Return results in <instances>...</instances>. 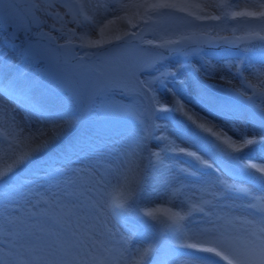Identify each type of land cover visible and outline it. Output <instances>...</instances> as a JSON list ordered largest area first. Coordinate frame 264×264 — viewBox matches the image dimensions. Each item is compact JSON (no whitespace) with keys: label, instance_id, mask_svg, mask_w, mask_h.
Listing matches in <instances>:
<instances>
[{"label":"snow or ice","instance_id":"obj_1","mask_svg":"<svg viewBox=\"0 0 264 264\" xmlns=\"http://www.w3.org/2000/svg\"><path fill=\"white\" fill-rule=\"evenodd\" d=\"M0 264H264V0H0Z\"/></svg>","mask_w":264,"mask_h":264},{"label":"rangeland","instance_id":"obj_2","mask_svg":"<svg viewBox=\"0 0 264 264\" xmlns=\"http://www.w3.org/2000/svg\"><path fill=\"white\" fill-rule=\"evenodd\" d=\"M34 2H39V0H34ZM22 3H23V0H22ZM62 11V10H61ZM48 24H51V23H53V21L51 20V19H48ZM233 26H235V25H232V26H230V27H233ZM57 27H59V24H57ZM235 27H238V30H237V32H236V35H242L243 34V28L242 27H239V26H235ZM48 29L47 28H45V31H47ZM220 35H222V36H228V37H231L232 35H233V33L231 32V31H227V32H221V33H219ZM53 35H56V33H53ZM212 51H219V49H217V48H214V49H212ZM214 63V62H213ZM233 71H235V69H233ZM247 74V73H246ZM227 79L228 80H232V84L234 85V86H239V81L238 80H236V79H233L231 76H227ZM217 82H220V81H217ZM221 83H223V82H221ZM179 86V85H178ZM125 103H127V101H125ZM259 163V162H258ZM36 191H39V192H43L44 191V189L43 188H40V189H37ZM33 199H35V197H33ZM121 231H123V229L121 228L120 229Z\"/></svg>","mask_w":264,"mask_h":264},{"label":"bare ground","instance_id":"obj_3","mask_svg":"<svg viewBox=\"0 0 264 264\" xmlns=\"http://www.w3.org/2000/svg\"><path fill=\"white\" fill-rule=\"evenodd\" d=\"M247 75V74H246Z\"/></svg>","mask_w":264,"mask_h":264}]
</instances>
